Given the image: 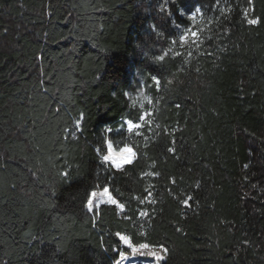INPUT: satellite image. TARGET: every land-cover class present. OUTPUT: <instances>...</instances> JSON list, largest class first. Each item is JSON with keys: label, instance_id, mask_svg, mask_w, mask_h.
Segmentation results:
<instances>
[{"label": "trees", "instance_id": "1", "mask_svg": "<svg viewBox=\"0 0 264 264\" xmlns=\"http://www.w3.org/2000/svg\"><path fill=\"white\" fill-rule=\"evenodd\" d=\"M161 3L0 0V264H114L117 231L166 244L167 264H264V0H176L171 17ZM192 5L200 48L155 62ZM139 86L142 107L125 95ZM145 111L141 136L116 130ZM104 138L132 144L135 167L103 165ZM105 177L128 219L87 211Z\"/></svg>", "mask_w": 264, "mask_h": 264}, {"label": "snow or ice", "instance_id": "2", "mask_svg": "<svg viewBox=\"0 0 264 264\" xmlns=\"http://www.w3.org/2000/svg\"><path fill=\"white\" fill-rule=\"evenodd\" d=\"M249 4H251V0H248ZM176 3V0H162L160 4V12L168 17L172 16V6ZM203 14L202 8L196 7L192 5L191 7L185 6L184 9L180 10L181 16H186L189 24L192 21L196 20L198 16ZM245 14H247V10H245ZM175 24V22L173 21ZM249 25H256L259 23L258 19L250 18L247 20ZM198 28V26H196ZM152 32L156 35L158 39H164L165 33L162 29H160L157 25L150 26ZM181 45H189L191 42V46H195L197 49L200 48L203 41L200 40V32L196 30V28L189 27L188 25L184 26L183 30L181 31V27L178 34V40L172 39L170 40L167 50L163 51V54L155 55L154 61L158 63L166 62V57L169 56L171 53L174 57H180L182 54L179 51H175L173 45L177 43ZM193 53L192 51H188L187 55L191 56ZM175 73H172V76L175 77ZM166 78L163 77L162 74L159 72H155V74H150L148 77H145V82L151 81L154 86H161L162 81ZM167 85H171L173 83L172 79L166 80ZM167 91V88H165ZM128 95V93H125ZM151 103V101H149ZM177 108L180 107L179 104L176 105ZM151 113L145 111L138 117L140 122H136L132 119H127L122 122L119 128L116 130L119 131L120 129H125L128 133H135L137 136H141L142 133L139 131L144 127L145 124H151L152 120L150 119ZM83 119V115L79 117L73 128V135L75 131L79 130L81 127L80 120ZM159 128L160 126L157 125ZM105 131L107 133H112L114 131L113 128H106ZM155 135V133H154ZM145 144L147 145L148 138L144 137ZM174 143V142H173ZM103 145H106V153H104L103 146L98 148L96 151L97 153H104L101 156V163L103 165H108L111 170H115L116 172H124L130 168H134L135 165L138 163V151L134 150V146L128 142H124L122 146H114V142L111 138H104ZM176 149L174 147H169L167 152L175 153ZM63 179H68L70 177L69 172H62L60 173ZM146 176H158L160 175L159 172L152 171L145 173ZM104 184L96 185V187L100 190H92L87 193L86 205L87 211L89 213H94L97 209L101 207V205H112L116 208L121 210V213L125 215V219H128L126 213H124L125 205L119 202L111 193V188L108 186L109 178H104ZM114 183V181H112ZM54 194V190H53ZM151 196V192H146V194L139 199L140 203H144L145 200L149 199ZM155 202L154 200L152 201ZM186 207H190L191 205V198L183 201ZM140 217H149V213L146 211H140ZM150 218V217H149ZM180 229H177L179 231ZM115 236L118 237V240L122 242L124 248L119 250V257L120 259L116 262V264H122V261L128 259L129 255L131 256H145V257H153L157 264H167L168 260L171 257V250L166 246L164 243H156L153 242H140V240L135 239L133 236H129L127 234H122L120 231L115 233ZM247 243V241H246Z\"/></svg>", "mask_w": 264, "mask_h": 264}, {"label": "rangeland", "instance_id": "3", "mask_svg": "<svg viewBox=\"0 0 264 264\" xmlns=\"http://www.w3.org/2000/svg\"><path fill=\"white\" fill-rule=\"evenodd\" d=\"M179 15H180V13H179ZM180 18L185 20L186 23H184V24H173L175 31H176L177 40H178V34H179L180 27H181V31L183 30L184 26H186V25H188L189 27L197 28L196 26L201 24V22L203 20L202 15H201V16H198L196 20L192 21L191 24H189L186 16L184 17V16L180 15ZM128 97L133 104H137L138 106H141V107L144 106V104L149 101V96L147 94V91L142 86H139L138 88H136V90L133 93H131V94L129 93ZM121 245H122V247H124L122 242H121ZM119 259H120V257L118 258V260ZM116 262L114 264H116ZM122 264H157V262L155 261V259L153 257L129 255L128 259L122 261Z\"/></svg>", "mask_w": 264, "mask_h": 264}]
</instances>
